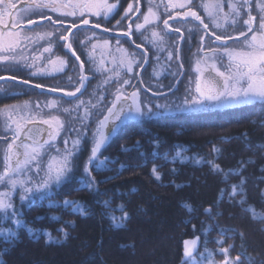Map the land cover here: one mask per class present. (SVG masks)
Wrapping results in <instances>:
<instances>
[{"label": "trees", "instance_id": "1", "mask_svg": "<svg viewBox=\"0 0 264 264\" xmlns=\"http://www.w3.org/2000/svg\"><path fill=\"white\" fill-rule=\"evenodd\" d=\"M105 158L0 219V264H264V101L128 122Z\"/></svg>", "mask_w": 264, "mask_h": 264}, {"label": "flooded vegetation", "instance_id": "2", "mask_svg": "<svg viewBox=\"0 0 264 264\" xmlns=\"http://www.w3.org/2000/svg\"><path fill=\"white\" fill-rule=\"evenodd\" d=\"M57 1L58 0H5V4L11 3L15 5V8L11 9L13 13L12 16H9V10L5 7V4H0V14H3V20L5 21V23L0 24V26L6 28V24L8 27L4 31L0 27V35L12 32L14 35L8 38L14 39V37H17L15 33H19V36L17 37V39H19L18 46L12 53L0 52V56L17 55L22 51H27L29 54H35L33 56L35 60L32 62L31 58L30 62L28 64L26 63L25 68H22L21 66L17 70H3L4 65L0 64L2 66V68L0 67V77L8 76L19 80H27L33 85L38 83L43 85V88H55L57 91H74L79 75V62L75 60V57L65 47V44L70 42L73 50L76 52V55H78L80 60L84 62V74L89 77L85 85V90L79 97L97 105L96 107H92L90 109L93 113L96 112L95 109L98 110V108H102L103 103H105L109 97V100L111 99L110 72L112 67H114V71L119 73L122 79L130 80V83L124 85L122 90L126 93H131L133 90H137L138 102L140 103L141 100V105H143L142 101L146 99H170L175 96L187 98L190 94L195 98H198L199 95V97L203 99V96H201V93H203L201 89L199 93H197L195 89L191 91V88H194L193 84L196 83L197 87L200 88V78H202L203 74L210 69L213 70V63H215L216 68H219L220 71L225 72L226 75L228 74L226 65H232L233 62L225 55L223 51L224 47L229 48L233 44H240L242 41L251 37L253 33H248L247 37H243L241 40H235L236 38L241 37L239 36V32L242 29H246L247 26L243 24V21L248 18L249 12L252 16L256 17V21L254 23L258 26L261 17L258 10L259 8H262L261 5L256 3V0H240L239 3H237L236 0H216L218 6L214 12V18L212 17L213 15L208 18L203 12V4L199 2L200 0H194L191 3V6L187 9L177 11H174L173 9L172 0H118L117 9L113 14L107 17L103 15L102 11L99 16L86 13L85 16L81 17L79 15V10L76 9V17L78 15L76 20H56V18H53L56 12L52 13V11L48 8L38 7V5L51 2H55L57 4ZM75 1V5L82 3L78 0ZM86 1L92 4L91 0ZM108 1L109 3L117 2V0ZM227 1L234 3L238 14L237 12H233V7L229 4L224 7L221 5L219 6L221 2ZM184 3L186 4V0ZM129 4H132L133 11L129 12L128 15L125 16V12H127ZM242 5L247 6L242 7ZM187 11H196L204 23L209 25L208 29H204L203 25L200 24V21H196L190 15L186 16L185 12ZM42 12L45 13V15L41 17L38 14H42ZM49 16L51 17V20L46 18ZM145 16H148L147 23H144L143 20ZM85 18L89 20L88 25L99 24V27L103 29L118 32L122 35H124L123 33L129 31V25H131L130 35H124L123 38L111 37L102 31L89 27L81 28L71 33L73 22H75L77 26L83 24L82 21ZM29 20L44 22L39 26L28 29L25 25L29 24ZM164 20H168L167 26L164 25ZM14 21H20V25L15 29L11 27ZM53 21H56V23H53ZM117 21H119V24H117ZM137 22L143 24V27L137 29L135 26ZM209 23L215 24V30ZM217 24H219L220 27H216ZM45 26H51L52 28L59 27V29L62 28L66 31H56L45 34V36L41 38H37L39 40L37 43L38 46H32L31 49L29 46V38H27L21 30L30 32L31 30L39 29ZM177 29H179V31H177ZM69 32L71 33L70 35ZM225 32L231 33L234 36L233 39H229L232 41L228 44L217 43L213 33L222 34ZM153 33H156V35L154 36ZM181 34L183 35V40H180L176 46L171 44V42L174 41L175 38L177 39ZM202 34L204 35V39L201 43ZM61 35H68V41L59 39ZM6 37L7 36H4L3 39ZM160 37L166 41L165 46L164 44H161L159 40ZM45 40L47 41L45 42ZM117 40L122 43L127 51H132L141 55V58L144 57L140 61L137 56L131 57L136 61V63L133 64V71L131 73L127 71L126 67V61L130 60L128 54H125L122 58H115V62H112L113 57L111 56V51L108 49L112 45V42ZM50 41L53 42L50 53H43L42 49L44 47H48ZM180 42H182L179 52L181 55L182 66L180 64L178 66L180 74H176L173 64H168L166 71L160 74L158 68L153 65V55L158 53L159 55L169 56V54H171L172 56L176 54V56H178ZM137 45H139V47H137ZM157 46L162 47L160 51H157ZM212 49L218 50L212 51ZM33 50L36 51L32 52ZM49 55H51L52 60L55 61V63L48 60ZM198 55L202 56V63L210 57H214L215 60L217 57L220 63L211 62L209 60L210 66H206L208 68L204 69V71L203 66L194 67L193 70L196 73V78H193L191 74L186 73V65L184 64V62H186L185 57L188 58V56ZM147 56L149 58V63L141 72ZM60 60L65 61L63 71L58 70L61 67ZM122 61H124V63H122ZM29 64H34L38 68L42 66V73L46 74L32 75V69L27 67ZM197 68L200 70L197 71ZM20 73H22L26 79L20 78ZM182 75V79L178 82ZM2 84L11 85L14 90L11 94H1L0 108L22 103L26 100H32V98H40L39 103L34 101L35 107L33 109H23L25 110L22 115V117L24 116V121L21 125L39 122L43 123V119H48L50 115L57 116V118L63 122V129L56 137L55 144H57L60 140L61 142L63 141L62 138L65 132L69 130V126L72 122H76L75 126H79L77 121L69 119L68 112H64L62 110L63 108H72L73 105L69 103V101H73L76 98L69 100L59 95L51 94L49 92H41L38 89L22 86L11 81L2 82L0 85ZM175 87L176 91L173 94L162 98H155L149 93L166 94ZM19 90L29 91L30 95H16ZM101 95L104 97V101L103 103L97 104L96 98ZM54 99L57 100V104L52 106L51 101ZM7 100L9 102L3 104L4 101ZM37 105L40 106L39 109L37 108ZM14 110L18 111L21 109H10L2 118V124L0 123V133L4 132L7 134L6 136H0V143H4L6 145V150L7 145L13 141V132L17 123L13 121V116H15V114H19L14 112ZM25 114H28V116H25ZM89 122L91 123V126H88L87 134L91 135L93 134L92 130L95 125L91 119H89L87 125H89ZM51 124L56 128L55 121H51ZM70 135H75V133H71ZM89 146L92 145L89 142L84 141L82 150H86V152H88ZM4 155L0 159V174L4 171ZM78 161L76 165L78 164Z\"/></svg>", "mask_w": 264, "mask_h": 264}, {"label": "snow or ice", "instance_id": "3", "mask_svg": "<svg viewBox=\"0 0 264 264\" xmlns=\"http://www.w3.org/2000/svg\"><path fill=\"white\" fill-rule=\"evenodd\" d=\"M0 4H5V0H0ZM117 2L113 3H104L102 5H94L88 2L79 3L72 5L73 11H62L63 5H57L55 2L45 3L38 5L41 8H48L52 12H58L62 16L67 15H76V9L79 10V15L81 17L85 16L86 13L91 15L99 16L101 11L105 17L114 13L117 9ZM184 7V5H179ZM247 5H242V7ZM5 7L9 10V16H12L13 13L11 9L15 8L14 4L8 3L5 4ZM262 11H264V5L261 6ZM133 11L132 4L128 5L127 12ZM233 12H237L235 5H233ZM151 14V13H150ZM238 14V12H237ZM185 15H190L196 21H200V24L203 25L204 29H208L209 25L205 24L201 17L196 13V11H187ZM51 20V17H46ZM144 23L148 22V16L143 18ZM256 17L252 16L251 13H248V18L243 21V24L246 25V29H242L239 32V36L247 37L248 33H253L249 39L242 41L243 44H246L247 51H236L230 50L228 47H224L223 51L230 61H232V71L229 74L220 71L219 68H216L215 63L212 64V68L215 71L216 75L222 78V87L220 90L216 91L214 94L209 95L203 99L193 98V99H182L179 103L174 104L172 107L168 105H163V110L166 112L176 111L180 113H189V112H198L207 107L208 104H205V99L208 101H213L211 106L217 107L223 104H249L254 101H264V15L260 17V22L258 26L255 25ZM35 20H29L28 23L34 24ZM3 14H0V24H4ZM56 23V21H53ZM62 23V22H61ZM82 23L84 25L89 24L87 18L83 19ZM164 25H168V20L163 21ZM119 24V21H117ZM20 25V21H14L11 25L13 29L17 28ZM7 27V25L5 24ZM76 26V23L73 22V27ZM99 24H93L92 27H99ZM136 28L140 29L143 27V24L137 22ZM216 27H220L219 24ZM108 31V29H104ZM131 25H129V31L123 33L124 35H130ZM179 31V29H177ZM71 33L69 32V35ZM215 41H221L226 44L227 40L233 39L234 36L231 33H222L215 34ZM14 34L12 32H7L0 35V52L12 53L13 50L18 46V41L9 40L4 41L3 37H12ZM16 36H19V33H15ZM155 36L156 33H153ZM59 39L68 41V35H61ZM204 35H201V43L203 42ZM183 40V35L181 34L177 38V42ZM53 42H49L48 47L42 49L43 53H50V49ZM107 43V42H105ZM119 45V40L116 41ZM65 47L71 52L75 57V60L79 62V75L78 80L75 85L74 91L64 92L65 96L76 97V93H79L82 88H85L86 82L89 77L84 74V62L80 60V57L76 55V52L72 48V44L66 43ZM94 47V45H93ZM139 47V45H137ZM218 49H212V51H217ZM123 51V50H122ZM168 58H171L169 54ZM23 59V56L17 55H5L0 56V60H12L19 61ZM48 60L52 63L55 61L52 60L51 55H49ZM124 63V61H122ZM136 63L135 60H127L126 67L127 71L131 73L133 71V64ZM65 61L60 60L61 67L59 71H63V65ZM182 66V65H181ZM27 67L31 68V74H46L42 73V66L40 68L36 67L34 64H29ZM200 69L197 68V71ZM259 74V79L257 78ZM158 75V73H157ZM3 79V77H0ZM71 79V78H69ZM21 83L27 84L29 81L23 80ZM130 83V80H124L118 84L115 93L112 94V98L107 102L103 103L104 97L98 96L96 98L97 104L103 103L102 108L93 113L90 111L92 107H96V104H92L91 101H85L80 97H76L75 100L69 101L73 105L72 108H63L64 112L69 113V119L77 121L79 126L70 124L68 132L65 133V138L63 140L64 149L61 151L59 147L55 144V139L59 135L60 131L63 129V122L60 121L57 116L50 115L48 119H43L44 124H50L51 121L56 122L55 130H49L48 136L43 141H37L33 136L35 132L39 134V129H29L25 133V141H21L20 145H17V152H13V145L15 144L16 139H19L22 127L19 124H16V127L13 132V141L7 145V150L4 155V171L0 174V183H5L9 187V191L0 192V213H3L0 216V219H13L15 220L17 226H23L19 220L16 219V212L12 211L11 217H8V211L12 209L11 195L16 190L17 187L21 190L20 199L21 201L28 200L30 203H33L35 199L39 198L40 200L47 199L51 196L50 187L52 184L59 185L64 176L71 170V158L76 155L81 149V141L87 136V122L91 119L95 125L92 130V136L90 137L91 142V153L89 155L88 161L85 163V172L90 175L89 165H93L97 170H100L102 167H106L108 163H113V161L105 158L103 161L98 159V153L101 149L106 146V144L111 140V138L116 134L117 130L120 129L123 125L128 122L137 121L145 116L152 115L151 107H142L138 102V91L133 90L131 93L124 92L123 86ZM35 88L44 87L41 84L33 85ZM49 92L57 91L55 88H48ZM196 91L199 93L200 88L197 87ZM203 96V93H201ZM52 106L57 104V100L54 99L51 101ZM47 106V105H46ZM39 105L37 108L39 109ZM161 107V106H158ZM161 115L163 112L160 113ZM14 123V122H13ZM109 124H111V131H108ZM7 127V125H6ZM69 133H75L74 138L69 137ZM31 137L32 143L26 142L27 139ZM70 145V146H69ZM20 148H23V160L18 158V151ZM51 149L56 150V155H49L47 161L41 160V155L44 150L50 152ZM176 157H180V153H176ZM14 160V164L12 161ZM95 162V163H94ZM182 162V161H181ZM124 165H121L123 168ZM217 171H219V166H215ZM153 174L156 175V178L159 179V175L156 172L155 167L153 168ZM84 188H89L92 186V181L89 179L87 182L81 181ZM232 195H236V186H233ZM74 202L65 201L64 207H72ZM50 207H61V205H49ZM186 207H189L186 205ZM79 214H84V209L82 207L76 206L74 209ZM189 210L190 207H189ZM118 227L121 225H117ZM0 231H3L0 229ZM10 231V230H9ZM29 234L32 233V229H28ZM12 236H15V233H11ZM44 235L48 236V239L51 240V234L45 232ZM36 239H39V236H35ZM190 242H185V255H190L188 249V244ZM226 253L227 249H223ZM237 260L239 257L236 258Z\"/></svg>", "mask_w": 264, "mask_h": 264}, {"label": "rangeland", "instance_id": "4", "mask_svg": "<svg viewBox=\"0 0 264 264\" xmlns=\"http://www.w3.org/2000/svg\"><path fill=\"white\" fill-rule=\"evenodd\" d=\"M79 2H87L86 0H78ZM92 1V4L94 5H102L104 3H109L108 0H91ZM185 0H172L173 2V9L174 11H177V10H185L187 9L189 6H191V3L194 1V0H186V4L184 3ZM76 1L75 0H58L57 1V5H63L64 7L61 9L62 11H68V12H71L73 11V8L71 7L72 5H75ZM201 4H203V12L207 15L208 18H210L211 15H213L212 17L214 18V12L218 6V3L216 0H200L199 1ZM237 3L240 2V0H236ZM256 3H258L259 5H264V0H256ZM230 5L231 7H233L234 3L233 2H221L219 4V6H226V5ZM179 5H184V7H180ZM259 13H260V16L264 15V11H262V8H259ZM50 12V11H49ZM53 13V12H52ZM39 16H43L45 15V13L42 12V14H38ZM37 18V17H35ZM53 18H56V20H68V19H74L76 20V18H78V15L76 17V15H67V16H62L60 15L58 12H56L54 14V17ZM213 29L215 30V24L214 23H209ZM180 28V27H179ZM56 31H66L65 29H62L59 27L57 28H52L51 26H45V27H42V28H39V29H34V30H31L30 32L26 31V30H21L22 33L25 34V36L27 38H29V46L30 48L32 46H38L37 43L39 42V40L37 38H41L43 36H45V34H48V33H52V32H56ZM35 32V33H33ZM14 34V33H13ZM18 37V36H17ZM17 37H14V39H9L8 37H6L4 39L5 42L9 41V40H16V41H19V39H17ZM161 44H164V46L166 45V41L160 37L159 38ZM47 40H45L46 42ZM120 42V41H119ZM177 39L175 38L174 41L171 42V44L173 45H177ZM158 49L157 51L162 48L161 46H157ZM32 49V48H31ZM230 50H236V51H247V46L246 44H243V43H240V44H233L229 47ZM109 51H111V56L113 57V61L112 62H115V58H122L125 54H128V57H130V60H133L131 57H136L138 58V60H142L144 57L141 58V55H138L134 52H129L127 51L124 46L122 45V43L120 42L119 45L116 43V41L112 42V45L109 47L108 49ZM123 50V51H122ZM36 50H33L32 52H35ZM35 54L33 53H28L27 51H22L20 53L17 54V56H23V59L19 60V61H12V60H7V61H4V60H0V64H3V70H11V69H18L19 67L22 66V68H25L26 66V63L28 64L32 58V62L35 60V58L33 57ZM186 59V62H184V64L186 65V73H189L191 74V76L193 78H196L195 75L196 73L194 72L193 68L194 67H199V66H203V71L204 69H207L208 67L206 66H210V61L211 62H216V63H220V61L217 59L216 57V60L214 57H210L208 60L206 59L205 61H203L202 63V56L198 55V56H188L185 57ZM210 60V61H209ZM215 60V61H214ZM168 64H173L174 68H175V71H176V74L179 75L180 74V70H179V63L177 61V57H176V54L172 55L171 58L169 59L168 56L166 55H159L158 53H156L155 55H153V65L155 67L158 68L160 74H162L163 72L166 71L167 67H168ZM0 67L2 68V66L0 65ZM227 69H228V74L232 71V65H226ZM114 67H112L111 69V93H115L116 91V88L118 86V84H120L122 81H124V79L121 78V76L119 75V73L115 72L114 71ZM257 78L259 79V74L257 76ZM194 88H191V91H193L195 89H197V84L194 83L193 84ZM13 90L14 88L11 86V85H0V96L2 93L4 94H11L13 93ZM197 92V91H196ZM198 93V92H197ZM22 94H29V91H26V90H19L16 95H22ZM112 94H111V98H112ZM173 94V93H172ZM30 95V94H29ZM171 95V94H170ZM169 96V95H168ZM166 97V96H165ZM207 96L203 95V98H205ZM110 98V97H109ZM109 98L106 100L105 103H107L109 101ZM140 98V97H139ZM162 98V97H161ZM195 98L194 96H192L191 94L187 97V99H193ZM198 98L199 95H198ZM182 99H185V98H180L179 96H175V97H172L170 99H159V100H155V99H146V100H143V105H141L142 107H151L152 109V115L150 116H145L144 118L142 119H150V118H154V117H157L158 115H161L160 113L163 112L162 115H177V114H196V113H202V112H207V110H211V109H219V110H223V109H226V108H230V107H235V106H242V105H246V104H223V105H220V106H217V107H212L211 105L215 102L213 101H208L207 99H205V104H208L209 107L201 110V111H198V112H189V113H180V112H176V111H171V112H166L163 110V105H168L169 107H172L174 104H177L179 103ZM34 101H37L38 103L40 102V98H32V100H26L25 102H22V103H18V104H13V105H8V106H4V107H1L0 108V123L2 124V118L4 117V115L10 110V109H18L20 108L21 110H14V112L16 113H19V114H15V116H13V121L17 122L16 124H19L21 125L22 122L24 121V116L22 117L23 113L25 110H29L30 108L33 109L35 107L34 105ZM254 102H259V101H254ZM140 104H141V100H140ZM250 104V103H249ZM158 106H161V107H158ZM25 109V110H23ZM40 111V110H39ZM95 111H97L95 109ZM25 116H28V114ZM76 122H72L73 125H75ZM94 124V123H93ZM88 126H91V123L89 122V125ZM68 132V131H66ZM65 132V133H66ZM71 133H69V137L70 138H74L75 135H70ZM7 134L6 133H0V136H6ZM92 136V134H87V136L81 141V144H80V149L82 150V146H83V143L84 141L85 142H90V137ZM65 138V134L63 136V140ZM59 149L61 151H63L64 149V144H63V141L61 142V140L56 144ZM70 146V145H69ZM91 146H89V151L86 152V150H80L76 155H74L72 158H71V170L64 176L62 182L57 185V184H52L51 187H50V190H57L67 179L69 176H72L73 173L75 172L76 170V163L78 161V159L82 158L83 160V167H84V172H85V163L88 161V158H89V155L91 153ZM6 152V145L4 143H0V159L1 157L4 155V153ZM102 151L100 153H98V159H99V156L101 155ZM57 153H56V150L55 149H51L50 152L48 150H44L43 151V154L41 155V160L42 161H47L48 160V157L49 155H53L55 156ZM95 163V162H94ZM91 166L92 165H89V171L91 169ZM86 173V172H85ZM88 175V173H86ZM56 188V189H55ZM9 187L7 185V181L5 180V183H0V192H6V191H9ZM20 195H21V190L19 187L16 188V190L12 193L11 195V201H12V209L14 207H16L18 204H21V203H29L28 200H25V201H21L20 199ZM10 209V210H12ZM9 210V211H10ZM3 213H0V215H2ZM188 242H190L188 244V249H190L193 245V242L194 240H187ZM199 246H198V249H197V252L195 253V255L193 256H203V254H201V252H199ZM184 254H185V244H184ZM191 258V257H190Z\"/></svg>", "mask_w": 264, "mask_h": 264}, {"label": "water", "instance_id": "5", "mask_svg": "<svg viewBox=\"0 0 264 264\" xmlns=\"http://www.w3.org/2000/svg\"><path fill=\"white\" fill-rule=\"evenodd\" d=\"M184 20H186V19H184ZM43 22L44 21H36L34 24H30L29 23V24H27V27L28 28H33L36 25L43 24ZM0 27H1V29L3 31L8 28V27H6V28L2 27V26H0ZM88 27L92 28V29H96V30L102 31V32H104V33H106V34H108L110 36H113V37H124V35H122L121 33H118V32H113V31H109V30L105 31L101 27H92V25H84V24H80V25H77L75 27H72L71 33L76 31L77 29L88 28ZM242 38L243 37H239V38H236L235 40H241ZM231 41L232 40H227L226 44L230 43ZM216 42L219 43V44H224L221 41H216ZM181 44H182V42H180L178 52H180ZM178 59L180 60V53L178 55ZM148 63H149V58L147 56L145 64H144L143 68L141 69V72L145 69V67L148 65ZM182 77H183V75L180 77L178 82L182 79ZM4 81H11V82H15L17 84H20L22 86L35 88L33 86V84H31V83H27V84L21 83V81H23V80H19V79L13 78V77L5 76V77H3V79H0V83L4 82ZM178 82H177V84H178ZM200 87H201V90H202V92H203V94L205 96L212 95L216 91L220 90V88L222 87V78L218 77L216 75V73L213 70L210 69L209 71H207L206 73L203 74V76H202V78L200 80ZM35 89H38L41 92H49L47 90V88H43V87L42 88H35ZM84 90H85V88H82L79 93H76V97H79L84 92ZM175 90H176V87L174 89H172L170 92L166 93V94H155V93H152V92H149V93L155 98H161V97H165V96H168V95L174 93ZM49 93L55 94V95H59L61 97L67 98L69 100L76 98V97L65 96L63 91H52V92H49ZM21 127H22V131L20 133L19 139H16L15 144L13 145V152H17V147L16 146L20 145L21 141H25V139H26L25 138V133L28 132L29 129H39L40 130L38 135L35 132L33 133V136L35 137V139L37 141L45 140L47 138V136H48L49 130H53V131L55 130V127L51 123L50 124H44L42 122L33 123V124H25V125H21ZM118 130H117V132H118ZM108 131H111V124H109ZM117 132H116V134H117ZM115 135L106 144V146L101 149V151H103L110 144V142L115 137ZM26 142L31 144L32 143V138L29 137ZM23 151H24L23 148H20L19 151H18V158L20 160H23V155H22ZM12 163L14 164V160L12 161ZM198 245H199V242L195 241L194 244L192 245V247L189 249L191 254L188 255V257L194 255L197 252Z\"/></svg>", "mask_w": 264, "mask_h": 264}]
</instances>
